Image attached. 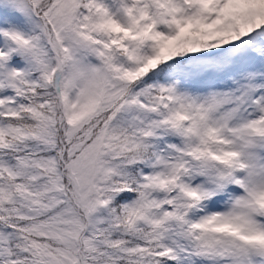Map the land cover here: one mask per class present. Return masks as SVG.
Segmentation results:
<instances>
[{
	"label": "snow or ice",
	"instance_id": "1",
	"mask_svg": "<svg viewBox=\"0 0 264 264\" xmlns=\"http://www.w3.org/2000/svg\"><path fill=\"white\" fill-rule=\"evenodd\" d=\"M0 264H264V0H0Z\"/></svg>",
	"mask_w": 264,
	"mask_h": 264
}]
</instances>
